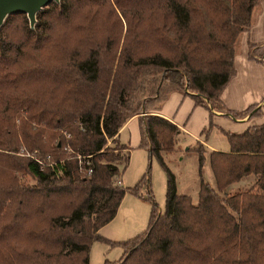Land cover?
I'll return each mask as SVG.
<instances>
[{"label":"trees","instance_id":"1","mask_svg":"<svg viewBox=\"0 0 264 264\" xmlns=\"http://www.w3.org/2000/svg\"><path fill=\"white\" fill-rule=\"evenodd\" d=\"M260 8V0H59L33 27L25 13L8 14L0 25V264H89L94 240L122 246L117 264H264V121L238 133L221 127L227 150L196 141L193 202L177 192L163 157L177 149L180 129L151 112L179 90L210 117L214 109L261 115L258 104L229 109L220 97ZM134 115L139 146L166 171L165 210L153 203L144 230L110 241L99 228L137 188L118 182L129 158L119 130ZM21 146L53 163L17 154ZM207 153L215 187L202 178ZM249 174V186L227 191Z\"/></svg>","mask_w":264,"mask_h":264},{"label":"rangeland","instance_id":"2","mask_svg":"<svg viewBox=\"0 0 264 264\" xmlns=\"http://www.w3.org/2000/svg\"><path fill=\"white\" fill-rule=\"evenodd\" d=\"M264 0H260V4ZM214 111H219L214 109ZM221 126L213 125L207 135L201 134V140H205L207 145L213 149L227 150L229 143L226 135L220 129ZM127 130L122 132L127 137ZM185 134L184 137L177 139V152L163 154L168 167L175 175L177 192L186 193L196 202L200 183L198 171V156L193 150L196 139ZM190 147L188 150H186ZM21 146L17 154L30 155L34 151L28 152ZM72 155L71 151L66 153V157ZM42 155H38V157ZM202 178L216 186L215 179L210 167L208 155L202 166ZM147 173L148 179L144 177ZM122 185L124 187L137 186L136 191L127 190L122 197L121 203L115 216L108 222L105 229H108L112 237H107L110 241H121L133 237L144 230L149 222L150 212L153 203L158 210H165L167 175L164 167L157 158L149 159L148 152L143 147L136 146L131 149L128 164L122 173ZM21 180L26 183H35L30 175H21ZM233 190V189H232ZM229 190L235 192L236 190ZM102 234V233H101ZM103 235V234H102ZM104 236V235H103ZM123 248L119 243H110L104 240H94L90 245L89 264H117L122 255Z\"/></svg>","mask_w":264,"mask_h":264},{"label":"crops","instance_id":"3","mask_svg":"<svg viewBox=\"0 0 264 264\" xmlns=\"http://www.w3.org/2000/svg\"><path fill=\"white\" fill-rule=\"evenodd\" d=\"M233 66L235 72L220 92L222 101L226 107L235 110L244 109L251 104H258L262 107L261 115L232 118L220 111H214L210 117L206 107L196 104L190 94L179 90H172L161 105L151 109V112L163 115L173 121L180 129L179 139L185 134L191 135L190 137L202 141L209 151L214 147L207 145L200 136L204 129L209 132L210 119H212L213 124L237 133L249 125L262 123L264 121V1L261 3V8L251 27L240 36ZM124 129L128 132L127 137L122 135ZM118 138L121 142L128 143L130 156L131 149L139 146L140 142L137 116L134 115L127 119L119 130ZM173 152H177V150L163 151V154ZM253 179V174L243 176L240 180L231 183L227 191L242 190L249 186ZM120 182L122 184V178H120ZM109 223L101 226L99 232L104 236L112 237L110 231L105 229Z\"/></svg>","mask_w":264,"mask_h":264},{"label":"water","instance_id":"4","mask_svg":"<svg viewBox=\"0 0 264 264\" xmlns=\"http://www.w3.org/2000/svg\"><path fill=\"white\" fill-rule=\"evenodd\" d=\"M51 1L59 0H0V25L8 14L22 12L27 15L30 27H33L37 12Z\"/></svg>","mask_w":264,"mask_h":264},{"label":"built area","instance_id":"5","mask_svg":"<svg viewBox=\"0 0 264 264\" xmlns=\"http://www.w3.org/2000/svg\"><path fill=\"white\" fill-rule=\"evenodd\" d=\"M30 156H32L33 158H35V159H36L39 163H41V164L44 163V161H45L47 164H52V163H53V161L50 159V155H49V154L46 155L45 160L39 158V157L37 156L36 152H34L33 154H30ZM118 182L121 183L120 180H119Z\"/></svg>","mask_w":264,"mask_h":264}]
</instances>
